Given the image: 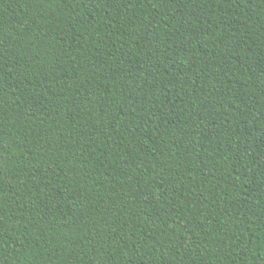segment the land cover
I'll use <instances>...</instances> for the list:
<instances>
[{"label":"trees","instance_id":"trees-1","mask_svg":"<svg viewBox=\"0 0 264 264\" xmlns=\"http://www.w3.org/2000/svg\"><path fill=\"white\" fill-rule=\"evenodd\" d=\"M0 264H264V0H0Z\"/></svg>","mask_w":264,"mask_h":264}]
</instances>
